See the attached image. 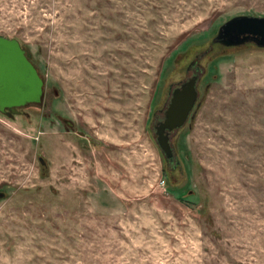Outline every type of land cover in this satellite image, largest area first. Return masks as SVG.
Returning <instances> with one entry per match:
<instances>
[{
  "label": "rangeland",
  "instance_id": "374dc122",
  "mask_svg": "<svg viewBox=\"0 0 264 264\" xmlns=\"http://www.w3.org/2000/svg\"><path fill=\"white\" fill-rule=\"evenodd\" d=\"M241 14L264 0H0L44 86L0 112V264H264V48L213 42Z\"/></svg>",
  "mask_w": 264,
  "mask_h": 264
},
{
  "label": "water",
  "instance_id": "95a60500",
  "mask_svg": "<svg viewBox=\"0 0 264 264\" xmlns=\"http://www.w3.org/2000/svg\"><path fill=\"white\" fill-rule=\"evenodd\" d=\"M213 37V42L225 47L252 42L256 47L264 48V16L241 14L230 17ZM196 84L197 76L193 75L173 88L164 117L155 125L158 146L167 160L174 157L169 135L188 119L198 97ZM43 94V79L31 61L30 52L17 38L0 35V112L13 116L18 107L42 103ZM40 161L44 163L42 158Z\"/></svg>",
  "mask_w": 264,
  "mask_h": 264
},
{
  "label": "flooded vegetation",
  "instance_id": "af4514ba",
  "mask_svg": "<svg viewBox=\"0 0 264 264\" xmlns=\"http://www.w3.org/2000/svg\"><path fill=\"white\" fill-rule=\"evenodd\" d=\"M215 43H218V42H215ZM218 44H220V43H218ZM196 63L195 62H191L188 66H189V69H193V68H195V71H196V73H194V74H192L191 76H193V75H196L197 76V72L199 71V67L198 66H196L195 65ZM190 76V77H191ZM198 77V76H197ZM189 78V77H188ZM188 78H186V79H188ZM183 82H186V80L185 81H183ZM183 82H181V83H179V84H177L175 87H178V86H180ZM175 87H173V88H175ZM172 88V89H173ZM197 89V88H196ZM172 92V91H171ZM171 92H170V95H171ZM171 97H172V95H171ZM171 97H170V99H171ZM170 99H169V101H170ZM168 104V103H167Z\"/></svg>",
  "mask_w": 264,
  "mask_h": 264
}]
</instances>
